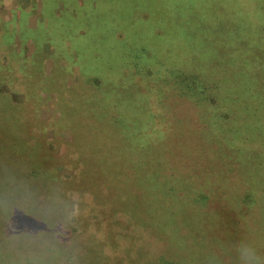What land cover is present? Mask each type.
Here are the masks:
<instances>
[{"label": "rangeland", "instance_id": "374dc122", "mask_svg": "<svg viewBox=\"0 0 264 264\" xmlns=\"http://www.w3.org/2000/svg\"><path fill=\"white\" fill-rule=\"evenodd\" d=\"M244 247L264 264V0H0L5 263Z\"/></svg>", "mask_w": 264, "mask_h": 264}, {"label": "clouds", "instance_id": "9594fccd", "mask_svg": "<svg viewBox=\"0 0 264 264\" xmlns=\"http://www.w3.org/2000/svg\"><path fill=\"white\" fill-rule=\"evenodd\" d=\"M240 254L245 264H254L256 257H255V253L250 248L247 247L241 248Z\"/></svg>", "mask_w": 264, "mask_h": 264}, {"label": "trees", "instance_id": "16d2710c", "mask_svg": "<svg viewBox=\"0 0 264 264\" xmlns=\"http://www.w3.org/2000/svg\"><path fill=\"white\" fill-rule=\"evenodd\" d=\"M13 146H14V145H13ZM250 200H251V199H250ZM250 200H249V201H250ZM243 217H244V218H247V215H244ZM0 264H6L5 261H4V259H2V256H0Z\"/></svg>", "mask_w": 264, "mask_h": 264}]
</instances>
